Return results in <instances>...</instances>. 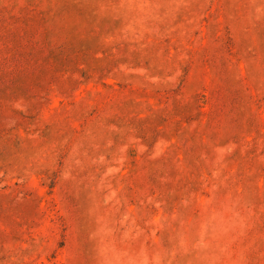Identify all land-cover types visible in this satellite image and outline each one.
<instances>
[{"label": "rangeland", "instance_id": "1", "mask_svg": "<svg viewBox=\"0 0 264 264\" xmlns=\"http://www.w3.org/2000/svg\"><path fill=\"white\" fill-rule=\"evenodd\" d=\"M0 264H264V0H0Z\"/></svg>", "mask_w": 264, "mask_h": 264}]
</instances>
